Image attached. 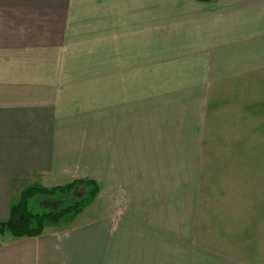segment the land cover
<instances>
[{
  "label": "crops",
  "instance_id": "obj_1",
  "mask_svg": "<svg viewBox=\"0 0 264 264\" xmlns=\"http://www.w3.org/2000/svg\"><path fill=\"white\" fill-rule=\"evenodd\" d=\"M263 66L264 0H0V222L31 187L100 189L0 264L222 261L196 240L202 157L222 86Z\"/></svg>",
  "mask_w": 264,
  "mask_h": 264
},
{
  "label": "rangeland",
  "instance_id": "obj_2",
  "mask_svg": "<svg viewBox=\"0 0 264 264\" xmlns=\"http://www.w3.org/2000/svg\"><path fill=\"white\" fill-rule=\"evenodd\" d=\"M242 75L221 88L202 157L196 240L222 259L205 264H264V69Z\"/></svg>",
  "mask_w": 264,
  "mask_h": 264
},
{
  "label": "trees",
  "instance_id": "obj_3",
  "mask_svg": "<svg viewBox=\"0 0 264 264\" xmlns=\"http://www.w3.org/2000/svg\"><path fill=\"white\" fill-rule=\"evenodd\" d=\"M99 191L93 180H76L51 189L29 188L12 206L9 219L0 222V237L7 233L15 239L39 237L47 224H57L68 216L83 213L95 202ZM42 206L46 209H41Z\"/></svg>",
  "mask_w": 264,
  "mask_h": 264
}]
</instances>
